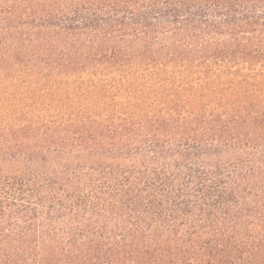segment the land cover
Returning a JSON list of instances; mask_svg holds the SVG:
<instances>
[{
    "label": "trees",
    "instance_id": "16d2710c",
    "mask_svg": "<svg viewBox=\"0 0 264 264\" xmlns=\"http://www.w3.org/2000/svg\"><path fill=\"white\" fill-rule=\"evenodd\" d=\"M0 264H264V0H0Z\"/></svg>",
    "mask_w": 264,
    "mask_h": 264
}]
</instances>
